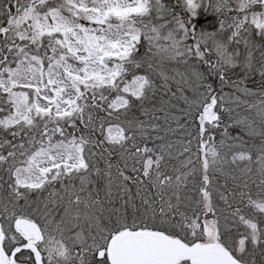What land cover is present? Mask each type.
I'll return each mask as SVG.
<instances>
[{
  "label": "snow or ice",
  "instance_id": "snow-or-ice-1",
  "mask_svg": "<svg viewBox=\"0 0 264 264\" xmlns=\"http://www.w3.org/2000/svg\"><path fill=\"white\" fill-rule=\"evenodd\" d=\"M0 264H264V0H0Z\"/></svg>",
  "mask_w": 264,
  "mask_h": 264
}]
</instances>
